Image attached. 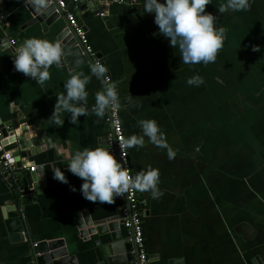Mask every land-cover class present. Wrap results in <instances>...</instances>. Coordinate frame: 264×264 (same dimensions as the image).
<instances>
[{"label": "crops", "instance_id": "crops-1", "mask_svg": "<svg viewBox=\"0 0 264 264\" xmlns=\"http://www.w3.org/2000/svg\"><path fill=\"white\" fill-rule=\"evenodd\" d=\"M108 1L91 5L85 0L69 9L111 82L91 76L88 115L72 124L61 114L65 122L53 126L48 118L65 80L77 72L91 75L92 62L51 66L43 86L15 71L10 39L18 44L29 37L56 40L58 31L30 22L32 15L20 0H0L7 16L0 28V121L8 125L15 115L39 147L24 158L36 165L31 186L36 196L29 204L15 194L0 165V264H35L32 246L58 239L78 264H99L102 247L109 255L110 234L83 240L74 213L87 211L93 221L106 220L124 214L128 202L84 199L79 191L83 181L66 167L76 150L107 148L109 111L97 118L90 109L95 93L112 85L118 90L126 138L141 134L137 121L152 119L175 151L169 159L147 137L143 147L128 148L133 175L149 167L160 175L163 194L158 199L138 192L150 264H264V0H248L247 10L222 14L217 8L224 0H211L205 11L217 15L225 38L215 62L195 65L184 64L179 51L158 34L153 15L143 12V0ZM97 10H104L103 16ZM58 24L62 29L65 21ZM194 75L203 80L199 86L186 83ZM51 169L64 171L68 182L54 179ZM15 213L23 239L15 236ZM121 230L132 236L125 226ZM127 255L120 250L114 264H138L136 255Z\"/></svg>", "mask_w": 264, "mask_h": 264}, {"label": "clouds", "instance_id": "clouds-1", "mask_svg": "<svg viewBox=\"0 0 264 264\" xmlns=\"http://www.w3.org/2000/svg\"><path fill=\"white\" fill-rule=\"evenodd\" d=\"M24 3L31 10L43 13L48 10L51 0H24ZM210 3L211 0H143V12L153 15L158 34L167 40L170 47L179 51V58L184 64H208L215 62L226 32L224 27L217 25V15L205 11ZM248 7V0H224L217 10L222 14L228 10H247ZM63 55V47L59 41L29 37L14 49V70L43 86L50 78L49 68L59 65ZM89 72L91 75L73 73L65 80L64 92L56 95L53 112L48 118L53 126L65 122L59 118L61 114L66 113L72 124H77L81 115H88L86 85L91 76L102 79L106 68L94 62L89 65ZM186 83L199 86L203 80L194 75ZM94 100L90 111L97 118H103L106 111L119 104L117 87L112 85L97 91ZM137 124L141 134H133L120 141L119 148L122 152L132 147H143L147 137L155 147L165 149L169 159L174 158L175 151L167 143L165 133L155 120L143 119L137 121ZM51 170L54 179L62 183L68 182L64 171ZM66 170L81 178L83 182L79 191L84 199L91 202L112 204L115 197L123 196L131 190L148 192L153 199H158L163 194L158 187V169L149 167L131 175L115 154L105 147L76 150L71 155ZM72 190L76 191L74 187Z\"/></svg>", "mask_w": 264, "mask_h": 264}, {"label": "water", "instance_id": "water-1", "mask_svg": "<svg viewBox=\"0 0 264 264\" xmlns=\"http://www.w3.org/2000/svg\"><path fill=\"white\" fill-rule=\"evenodd\" d=\"M20 1L32 15L30 22L40 23L43 30H49L50 27H55L58 31L56 40L61 43L64 51V55L60 62L69 63V67L74 64L92 62V58L85 52L78 37L72 30L70 31L65 13H55L53 5H50L46 12H35L25 5L24 0ZM83 1L85 0H79L75 5ZM90 2L91 5H94L93 1ZM61 19L65 21V26L62 29L58 26ZM3 126L5 125L3 124ZM8 127V129L4 128L3 130V135L6 137V149L13 150L17 153V155H15L17 169L14 173L19 174L17 176H11L9 181L13 184L15 194L21 195L22 203L29 204L36 196L34 189H30L35 175L33 172H30L29 175L23 176L22 170L19 169V167L21 160L30 156L32 151L37 153L39 147L36 145L35 141H33V137L29 134L27 128L21 126L15 115L13 116V121L8 124ZM16 216L17 214L15 213L14 217L16 220L13 221V224L16 225L15 223H17L18 226H16L17 229L14 230V232H18L15 236L23 239L24 235L21 233L23 226ZM74 218L79 228V236L83 240H87L90 235L93 234H110L112 242L109 244L107 243L109 255L106 254L105 248L102 247L100 251L102 261L99 264H114L118 259L116 255H118L120 250H124V252L128 254L127 256H129V259H131V255L133 254L138 257V250L135 243L132 241V236L125 237L122 233L121 229L125 221L123 214L115 215L106 220L93 221L89 217L87 211H77L74 213ZM99 243L100 242H97L96 244ZM32 256L35 264H78L79 262L78 257L71 253L69 247L61 239L38 242L36 245L32 246ZM170 264H182V262L180 260H173Z\"/></svg>", "mask_w": 264, "mask_h": 264}, {"label": "built area", "instance_id": "built-area-1", "mask_svg": "<svg viewBox=\"0 0 264 264\" xmlns=\"http://www.w3.org/2000/svg\"><path fill=\"white\" fill-rule=\"evenodd\" d=\"M96 1V0H90ZM115 3H123L125 0H110ZM108 1L107 3H109ZM79 0H51V4L54 6L55 13H65V18L74 34L78 37L80 44L84 47L85 52L92 58V63H100L104 65L101 58L96 55V52L93 50L89 44L88 37L86 35L85 29L82 24L79 22L75 13L69 9L70 4H75ZM97 15L103 16L104 10H97ZM7 23V16L0 11V28H2ZM10 46L15 49L17 47L18 41L16 39H10ZM105 66V65H104ZM106 68V67H105ZM103 79L106 83L111 82V77L106 72L103 75ZM108 121L111 124V131L107 137L106 144L107 149L115 154L119 159L123 167H126L131 175L132 166L129 161L128 149H125L123 152L119 148V143L126 138L125 130L120 116V104H118L113 109L108 112ZM4 128L8 129V125L3 126L0 121V165L2 167V173L5 178H10L13 176L15 170L17 169L15 161V152L13 150L6 149L5 139L3 135ZM19 169L22 171H31L36 170V165L28 163L25 159L21 160ZM32 189V187L30 188ZM119 199L128 202V209L125 208L123 217L125 219L124 226L127 229L132 231V241L135 243L138 250V264H150V259L148 252L145 248L143 228H142V215L139 209V196L138 191L131 190L128 193H125L123 196H119ZM25 235V232H22Z\"/></svg>", "mask_w": 264, "mask_h": 264}]
</instances>
